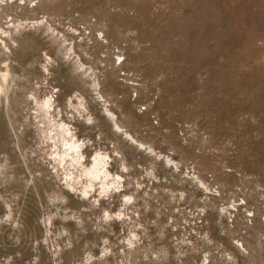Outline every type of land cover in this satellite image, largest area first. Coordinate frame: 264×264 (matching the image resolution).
<instances>
[{"label":"rangeland","instance_id":"374dc122","mask_svg":"<svg viewBox=\"0 0 264 264\" xmlns=\"http://www.w3.org/2000/svg\"><path fill=\"white\" fill-rule=\"evenodd\" d=\"M0 38V264H264V0H0ZM48 97L116 192L55 169Z\"/></svg>","mask_w":264,"mask_h":264},{"label":"bare ground","instance_id":"6f19581e","mask_svg":"<svg viewBox=\"0 0 264 264\" xmlns=\"http://www.w3.org/2000/svg\"><path fill=\"white\" fill-rule=\"evenodd\" d=\"M3 61L4 67H0V94H3L4 99L7 101L11 74L9 63L6 59ZM54 101L48 97L38 102L37 111L39 113L37 114L38 118H36L38 119L39 130L47 140L45 142H49L52 148V152H50L51 160L55 163L54 167L57 168L58 172L63 173L66 184L72 189H78L86 196L91 195L92 190L98 192L102 190V193H107L112 189L114 191V189L119 188L123 183V176L119 172L114 173L111 171V155L99 150L92 160L87 162L84 154L85 141H81L77 137L63 118L59 119L60 114H55ZM116 127L117 131L121 130L118 124H116ZM131 138L137 141L133 136ZM9 213L11 212L9 211Z\"/></svg>","mask_w":264,"mask_h":264}]
</instances>
